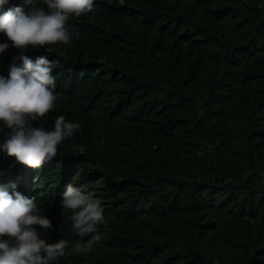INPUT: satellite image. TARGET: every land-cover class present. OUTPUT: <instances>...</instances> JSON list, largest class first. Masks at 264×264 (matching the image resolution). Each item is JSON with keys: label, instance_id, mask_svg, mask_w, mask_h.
<instances>
[{"label": "trees", "instance_id": "1", "mask_svg": "<svg viewBox=\"0 0 264 264\" xmlns=\"http://www.w3.org/2000/svg\"><path fill=\"white\" fill-rule=\"evenodd\" d=\"M12 6L27 8L9 0L0 17ZM67 26L70 44L24 54L56 62L44 127L63 115L80 129L29 178L61 188V206L69 183L92 194L106 226L72 252L91 236L62 206L38 229L70 242L52 264H264V0H103ZM3 44L8 71L20 49ZM9 132L0 122V172L22 175Z\"/></svg>", "mask_w": 264, "mask_h": 264}, {"label": "clouds", "instance_id": "2", "mask_svg": "<svg viewBox=\"0 0 264 264\" xmlns=\"http://www.w3.org/2000/svg\"><path fill=\"white\" fill-rule=\"evenodd\" d=\"M97 1L103 2L23 0L27 8L12 6L0 17V32L20 49L9 70L0 71V122L10 129L2 148L26 167L22 175L0 172V264H52L64 257L70 242L59 239L48 243L38 231L50 229L54 216L63 219V208L73 213L70 220L74 231L80 237L91 236L71 245L72 252L87 253L102 239L99 227L106 226V221L99 199L69 183L62 194V208L61 188L50 183L37 186L39 177L29 178L30 170L41 168L57 156L59 146L79 131L80 124L58 115L54 128L44 127L48 114L56 108V62L48 56L33 60L24 54L30 45L45 48L70 44L73 33L78 32L69 29V19L92 12ZM8 3L9 0H0V7ZM120 3L123 5L124 0ZM7 48V44L0 45V52ZM37 120L43 123L33 127Z\"/></svg>", "mask_w": 264, "mask_h": 264}]
</instances>
